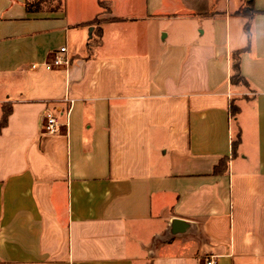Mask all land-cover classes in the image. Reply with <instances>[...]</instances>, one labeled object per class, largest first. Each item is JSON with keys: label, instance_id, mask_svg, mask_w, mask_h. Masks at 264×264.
I'll use <instances>...</instances> for the list:
<instances>
[{"label": "crops", "instance_id": "0c3cea01", "mask_svg": "<svg viewBox=\"0 0 264 264\" xmlns=\"http://www.w3.org/2000/svg\"><path fill=\"white\" fill-rule=\"evenodd\" d=\"M106 1L0 0V264H264V0Z\"/></svg>", "mask_w": 264, "mask_h": 264}, {"label": "trees", "instance_id": "16d2710c", "mask_svg": "<svg viewBox=\"0 0 264 264\" xmlns=\"http://www.w3.org/2000/svg\"><path fill=\"white\" fill-rule=\"evenodd\" d=\"M248 6L242 10L241 12H238V15H242V16H246L249 18L248 23L245 26V31L248 34V36L250 37V33H251V20L252 18L258 14L259 12L255 11L253 8V0H248ZM101 6L104 9L103 14H108L110 11V5L109 3H107L106 0H100ZM40 6V3H37L35 5H28V9H38ZM103 21V19H94L93 21H91V23L89 24H94V23H98ZM246 52L245 50H241V51H237L235 53L232 54V67H231V77H230V81L231 84L233 86H245V87H249V83L246 80V78L242 75L241 73V68H240V63H241V55ZM1 112H2V116L0 118V133L2 132V130L7 126L8 124V118L12 112V106L11 104H3L1 105ZM240 113V108L239 106L236 104V100L232 99L231 100V107H230V114L232 118H236L238 116V114ZM241 144V132L238 129L233 141H232V152L233 155H236L238 152V148ZM227 165H228V158H224L221 163L219 164V166L216 167L215 173H219V172H223L227 169Z\"/></svg>", "mask_w": 264, "mask_h": 264}, {"label": "built area", "instance_id": "2783aa9c", "mask_svg": "<svg viewBox=\"0 0 264 264\" xmlns=\"http://www.w3.org/2000/svg\"><path fill=\"white\" fill-rule=\"evenodd\" d=\"M71 65V58L68 55V50L66 47H61L57 51H54L52 54V59L50 62L44 64L45 68L48 71L54 70L56 68H64ZM34 70L38 68V65H33ZM60 119L54 113L50 111H46L43 116V126L44 131L48 135L56 134L58 127L60 126ZM204 264H215L213 258L206 260Z\"/></svg>", "mask_w": 264, "mask_h": 264}, {"label": "water", "instance_id": "95a60500", "mask_svg": "<svg viewBox=\"0 0 264 264\" xmlns=\"http://www.w3.org/2000/svg\"><path fill=\"white\" fill-rule=\"evenodd\" d=\"M186 228H187V225L184 221L176 219L172 222L171 232L172 234H179V233L184 232Z\"/></svg>", "mask_w": 264, "mask_h": 264}, {"label": "rangeland", "instance_id": "374dc122", "mask_svg": "<svg viewBox=\"0 0 264 264\" xmlns=\"http://www.w3.org/2000/svg\"><path fill=\"white\" fill-rule=\"evenodd\" d=\"M1 116H2V112H1V108H0V118H1Z\"/></svg>", "mask_w": 264, "mask_h": 264}]
</instances>
